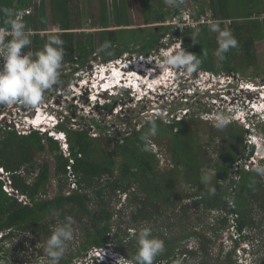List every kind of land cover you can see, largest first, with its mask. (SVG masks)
I'll return each mask as SVG.
<instances>
[{
  "label": "trees",
  "instance_id": "16d2710c",
  "mask_svg": "<svg viewBox=\"0 0 264 264\" xmlns=\"http://www.w3.org/2000/svg\"><path fill=\"white\" fill-rule=\"evenodd\" d=\"M230 1L236 6L231 8ZM75 2L0 0V27L4 26L5 19L2 9L17 12L29 9L23 19L27 28L36 31L30 37V53L46 41L37 31L58 25L63 30L64 63L72 68L66 74L68 80L75 70L88 66L92 60L107 62L133 52L128 47L132 43L140 44L134 51L149 54L165 34L170 39H179L190 53L202 60L194 76L200 71L216 75L244 73L248 68L254 74L264 73L256 54V44L264 40V8L246 6L255 4V0L207 2L217 19L215 23L229 28L238 41L236 48L243 54L240 63H236L235 48L225 54L222 62L217 60L214 54L217 33L209 30L211 25L187 28L179 33L159 24L179 11L181 0L175 7H167L164 0H159L156 9L150 0H140L147 8L141 11L144 27L132 26L126 0H99V14L95 21L91 19L93 29L90 30L82 27ZM192 11L193 15L200 16L207 10L202 5ZM126 31L131 38L123 42L121 36ZM106 39L112 44L111 55L98 51ZM108 99L115 103L118 96L110 95ZM151 120L158 125L153 137H167L165 153L169 166L163 169L158 166L157 152L149 149L148 139L144 138L147 121L118 141L106 135L92 136L75 119L77 127L71 128L67 117L58 129L65 133L68 157L62 153L59 142L47 134L38 130L22 134L12 126L0 124V167L9 173L10 186L17 195L25 197L22 201L8 194L0 179V259L5 258L9 242L22 234L29 236L34 257L42 255L41 245L50 234V226L70 216L77 224L73 223L75 237L60 264H75L91 247L106 244L125 258H131L136 252L134 232L139 229L136 228L139 221H145L153 235L164 242V251L154 264H176L177 253L192 258L196 262L193 264H210L213 259L209 245L230 226L235 228L237 237H230L233 246L227 251L221 250L219 254L223 255L216 260L222 264H240L232 256L245 242L249 246L245 253L251 255V264H264V176L256 174L254 168H244L240 162L246 145L244 127L227 122L214 135V127L206 122L207 131L202 130L194 117L189 122L174 117L169 123ZM203 135L207 137L202 140ZM213 142L217 143L214 147ZM253 149L251 145L248 157L252 156ZM235 163H239L237 178L233 177ZM70 181L74 187H70ZM116 195L125 197L122 210L110 207ZM125 210L128 226L122 229V223L114 218H124ZM129 226L135 229L133 233L129 230L134 229ZM260 233L263 236L257 245Z\"/></svg>",
  "mask_w": 264,
  "mask_h": 264
},
{
  "label": "rangeland",
  "instance_id": "374dc122",
  "mask_svg": "<svg viewBox=\"0 0 264 264\" xmlns=\"http://www.w3.org/2000/svg\"><path fill=\"white\" fill-rule=\"evenodd\" d=\"M45 1L46 4L49 3V0ZM98 1L99 0H76L75 2L78 4L79 8L76 10L81 14L80 20L82 22V27L85 30L93 29L91 23L93 20L95 21L97 19L99 14ZM150 1L152 7L155 9L158 8V3H156L157 0ZM203 1H205V5H203L204 9L209 10L206 0ZM126 2L132 26L144 27L145 25L142 24L143 20L141 15V11H146L147 9L146 6H144V3L140 2V0H126ZM184 3V6L181 8L196 10V7H198L196 4L197 0H186ZM230 5L231 8L236 6L233 1H230ZM169 16H167L166 20L170 18ZM48 27L50 32L54 29L51 25ZM48 33L43 34L45 39H47ZM127 38H131V35H129L127 31L123 32L121 40L126 42ZM179 43H181L182 48L189 52L180 40L170 39L169 36H161L156 43V48L149 54H141L140 52L134 51L139 49L140 44H129L128 47L133 49V52L124 53L121 56V59L111 62L109 63L110 65L106 66L101 65V62L99 61L100 59L92 60L88 66L80 69L78 68V70H76L77 72L72 73V79L69 80L67 79L66 74L71 72V69H69L70 64L63 63L59 83L62 84V86L56 85L57 87L54 86L47 90L44 93L43 101L34 108L28 107L22 103L4 105L3 107H5L7 112H5L6 115L4 112L0 113V124L4 121L5 123H12L16 127L18 125L20 126L25 120L31 122L37 117V115L35 116L34 114L33 116L26 118L27 112L39 108L42 112H45L46 110L51 112L52 110L56 111L58 114L59 112L67 114L71 119L70 121L75 119L76 122L82 124L81 126L83 128H88L89 133H91L92 136L97 137L99 135H106L121 141L123 136L130 134L133 130H138L143 123L155 118L165 123H169L172 117L176 119L184 118L188 122L191 117H194L199 121L202 130L205 129L207 131L206 122H208V126H212L216 129L214 130V135H216L218 134L217 130L219 128L215 126V119L220 114L228 117L227 122H235L236 125H240V121L235 120L238 115H235L236 113L233 112V109L238 107L245 109L248 108L247 97L251 98L249 101L250 103L252 100H256L260 107L259 112H264V110H261L262 104H264V90L259 93L257 99H254L257 93L254 92L251 95V92L248 91L252 90L247 89V86L251 89L257 88L258 86H264V73L254 74L252 68H248L244 73H220L216 75L210 72L201 73L200 71L196 76H193L192 73H187L184 70L162 68L161 59L163 53ZM28 50L29 46L24 50L25 53H28ZM235 50L237 53L236 63H240L243 57L242 51L237 48H235ZM256 54L261 66L264 68V40L259 41L256 44ZM117 62L120 63V67L125 65L128 66V68L125 70L112 68V65ZM111 68L112 79H110V76H107L108 74L104 75L101 72L102 69L107 70ZM137 69L140 71L138 70L137 72ZM119 72L126 73L127 80L125 83L130 85L131 88H134L135 90L137 89L140 95L142 94V90L147 91L148 88H154L158 85L168 86L173 89H165V92L164 89H161L160 91L164 93L162 94V97L160 96L154 99L155 101H148L147 99L141 101L138 99L137 95H134V89H130V94H128L129 92L127 91L119 94L118 100L113 103L111 99H108V94L115 93L116 91L103 92L100 91V89L104 83V87H107L109 83L115 81L113 77H118L120 75ZM135 73H138L139 77L136 76ZM148 77L150 79H148ZM100 81L102 83H100ZM131 84L133 86H131ZM141 87H143V89H141ZM92 98L95 99L92 100ZM110 103L113 105L112 107H105L106 104ZM39 109L38 111L40 115L38 116L44 118L45 115ZM260 116L262 117L260 120H263L264 114ZM58 119L61 120V117ZM260 120H258V122H260ZM68 125L72 128L77 127V125ZM255 132L262 137V140H264V123L260 125L258 124L255 128ZM247 136L248 134H246V136L244 135V139H247V142L249 143L250 140ZM206 137L207 135H203L202 140ZM147 139L149 149L153 152H157L156 157L159 160V168L163 169L168 167L169 160L165 153L167 137L162 136L155 138L150 136ZM251 140L254 139L251 138ZM248 143H246L245 150L241 154V163H243V167L247 169L254 168L256 163L260 162L257 160L259 157L257 149L255 153H252V158L251 156H247V153L249 152ZM216 144V142H213L211 145L214 147ZM112 199L113 201L111 202L110 207L113 209H121L122 206L124 207V196L116 195ZM126 214H128L127 210L122 212V215L125 216L124 218H114L116 222L122 223L120 224L122 229L128 226V216H126ZM139 222L137 223L138 225L136 228L140 229L149 226L145 221ZM74 225L76 226L77 224L74 223ZM129 227L134 229L133 226ZM129 231L133 233L135 229ZM176 234L178 235L177 237L180 236V232H177ZM231 236L233 238L235 237L232 229L229 228L215 240V243L209 245L210 249L208 250L211 252V258L213 259L210 264H222L216 259H220L223 255V253L219 254L221 250L227 251L233 246L234 242L231 240ZM262 236L263 233H260V236L256 240L257 245H259L258 240H260V237ZM183 241L186 242L185 239ZM30 244L31 241L29 236L23 234L18 235L12 242H9L5 258L0 260L4 261V264H35L37 257H34L35 249L31 247ZM242 245L245 247V251L241 248H237L235 252L236 256L233 255L232 258L236 259L237 263L240 264H251V255L245 253L249 246H247L245 242H243ZM37 247H40V244H38ZM92 248L93 247L90 249ZM108 249H110V247H108ZM104 252L106 251L104 250ZM119 254L122 255L121 252H119ZM176 256L179 258L178 260H175L176 264L178 262L181 264H193L195 262L192 258L188 259L187 257H184L183 254L180 255L177 253ZM80 260L81 259L76 260L75 264H78Z\"/></svg>",
  "mask_w": 264,
  "mask_h": 264
},
{
  "label": "clouds",
  "instance_id": "9594fccd",
  "mask_svg": "<svg viewBox=\"0 0 264 264\" xmlns=\"http://www.w3.org/2000/svg\"><path fill=\"white\" fill-rule=\"evenodd\" d=\"M178 2L179 0H165V3L170 7H175ZM2 11L5 15V19L3 21L4 26L0 27V113L5 111V107H3L4 105L22 103L28 107H37L43 101L44 93L60 83V76L65 57L64 40L61 38L63 30L57 25L53 27L54 29L51 32L50 29L47 31H37L40 35L45 33L47 34L49 32L45 43L40 49L34 52L25 53L24 50L32 43L30 38L31 35L36 32L27 28L23 19V15L26 13L25 11H29V9L17 12L13 9L5 8L2 9ZM226 23H229V20H226ZM159 24H163V22ZM209 30L217 33V48L214 54L217 60L222 62L225 59V54L228 53L230 49L238 46V41L229 28H221L215 22L211 24ZM164 36L169 35L165 34ZM173 39L176 40V38ZM111 48V42L106 39L100 45L98 51L111 55ZM119 59H121V57L112 61L101 62V65H110L109 63L115 62ZM201 64L202 60L197 55L187 52L184 48H182L181 43L166 50L161 59L162 68L184 70L187 73L192 74L200 70ZM112 68L125 70L128 66L122 65L120 67V63L117 62L112 65ZM112 68L107 70L102 69L101 72L104 75L108 74L107 76H110V79H112ZM69 69L72 68L70 67ZM74 72L77 71L75 70ZM119 74L120 75L117 78L113 77L115 81L117 80L116 84L104 87V83L100 91H116L115 93L113 92L108 94L109 97L110 95L118 96L125 91L130 94V89L134 88H131L130 85L125 83L127 80L126 73L119 72ZM101 81L100 83H102ZM131 86L133 85L131 84ZM168 88L170 89L171 87L158 85L154 88H148L147 91H142L141 95L138 93L137 89H134L133 91L135 92L134 95H137L138 99L141 101L146 99L148 101H155L154 99L160 96L162 97L165 89ZM161 89H164V92L160 91ZM247 89L252 90L248 91L251 92V95L256 92L257 95L254 99H257L259 97V93L264 90V86H258L257 88L252 89L247 86ZM94 99L95 98H92V100ZM250 99V97L246 98V100H248V108L245 109L238 107L233 109V112L236 113L235 115H238L235 120L240 121V123H238L244 127L246 134H248L247 137L250 142L248 143V140L246 139V143H248L249 147L253 145L254 153L256 149L259 152L257 160L260 162L256 163L253 171L260 176H264V163H261V160L264 161V140H262V137L257 135L255 132L257 125L264 123V119L260 120L262 119L260 115L264 114V112H259V104L256 100H252L250 103ZM38 109L39 108H35L31 110L30 116H33L34 114L36 116ZM39 110L41 111V109ZM261 110H264V104L262 105ZM42 113L46 116L47 122H40L36 125L29 124L31 127L30 130H38L40 133L47 134L57 140L62 153L68 157L69 150L65 133L64 131L58 129V125L65 122V118L68 117L67 114L60 112L58 114L56 111L52 110L51 112L46 110ZM59 117H61V120L58 119ZM258 120H260V122H258ZM227 121L228 117L220 114L215 119V126L217 128H223ZM146 123L147 132L144 137L145 139L150 136H155L158 130V125L154 120H149ZM1 124L8 126V124L4 121H2ZM70 125L76 124H74L72 120ZM251 138L254 140H251ZM207 179L208 177H205V180ZM73 223L74 221L72 217L69 216L63 221H59L50 226V234L44 239L41 245L42 255L36 258L35 264H60L61 259L65 256L69 249L70 242H72L75 237ZM229 228L232 229L233 235L237 237L235 228L232 226ZM134 239L136 241V252L131 258L121 257L122 255L119 254V251L115 250L113 246L109 244H106L104 247L96 248H100L101 252L105 254L108 259H118L120 257L116 261V264H154L156 257L161 255L164 251V242L153 235L150 227L145 226L138 229L134 232ZM242 244L239 248L244 247ZM108 247H110L111 250L108 249ZM104 250L107 253L104 252ZM80 259L83 261V258ZM0 264H4V261L0 260Z\"/></svg>",
  "mask_w": 264,
  "mask_h": 264
},
{
  "label": "built area",
  "instance_id": "2783aa9c",
  "mask_svg": "<svg viewBox=\"0 0 264 264\" xmlns=\"http://www.w3.org/2000/svg\"><path fill=\"white\" fill-rule=\"evenodd\" d=\"M28 13L29 11H25ZM193 12L190 9H180L177 13L170 16L169 19L163 22V25H168L173 30H177L179 33L183 32L187 28L197 29L201 26L208 25L210 26L213 22H216V18L213 17L212 12L207 10L204 15L195 16L192 14ZM32 32V31H31ZM7 110L4 111L6 115ZM31 110L27 112L26 118L30 116ZM25 120V117H24ZM9 127L16 128L20 133H27L31 127L29 123L25 120L20 126H14L12 123H7ZM239 163H235V173L234 178L238 177L237 167ZM0 179L4 181L3 189L10 195H15L19 200L25 201L24 196L17 195L16 191L10 186L9 173L5 172L2 168H0ZM70 187H74L73 182H69ZM124 257V256H121ZM120 258V257H119ZM118 258V259H119ZM125 258V257H124ZM118 259H108L105 254H103L100 248L93 247L88 251V254L84 257L83 261L80 260L78 264H88L93 261L102 262L105 264H116Z\"/></svg>",
  "mask_w": 264,
  "mask_h": 264
},
{
  "label": "crops",
  "instance_id": "0c3cea01",
  "mask_svg": "<svg viewBox=\"0 0 264 264\" xmlns=\"http://www.w3.org/2000/svg\"><path fill=\"white\" fill-rule=\"evenodd\" d=\"M185 1L186 0H181L182 6H184V4H185L184 2ZM255 1H256L255 4H249V5H246V6H249L250 8H253V7H255V8H264V0H255ZM157 2H159V0H157L156 3ZM206 2H208V0H206ZM204 3H205V1H203V0H197L196 4H197L198 7H200L202 5H205Z\"/></svg>",
  "mask_w": 264,
  "mask_h": 264
},
{
  "label": "bare ground",
  "instance_id": "6f19581e",
  "mask_svg": "<svg viewBox=\"0 0 264 264\" xmlns=\"http://www.w3.org/2000/svg\"><path fill=\"white\" fill-rule=\"evenodd\" d=\"M138 70L139 69H137L136 71L138 72ZM140 71V70H139ZM135 75L136 76H138L139 77V74L137 73H135ZM150 77V76H149ZM148 77V79H150ZM114 78H117V77H114ZM144 80V79H143ZM117 81V80H116ZM116 81H112L111 83H109V85L108 86H111L112 84H116L117 82ZM107 86V87H108ZM145 86V85H144ZM141 89H143V87H141ZM143 91V90H142ZM263 105V104H262ZM38 115H40V113H39V111H38V114H37V117L33 120V121H31V122H29L28 120H26L30 125H36V124H39L40 122H45V121H47L46 120V116L44 117V118H41V117H39Z\"/></svg>",
  "mask_w": 264,
  "mask_h": 264
}]
</instances>
